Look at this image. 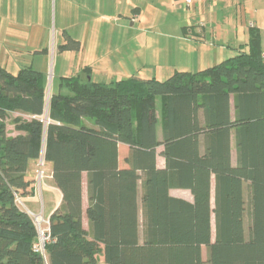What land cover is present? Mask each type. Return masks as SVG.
I'll return each instance as SVG.
<instances>
[{"label":"trees","instance_id":"1","mask_svg":"<svg viewBox=\"0 0 264 264\" xmlns=\"http://www.w3.org/2000/svg\"><path fill=\"white\" fill-rule=\"evenodd\" d=\"M247 46L165 80L62 77L48 111L41 71L27 66L14 74L0 65V264H47L33 249L35 222L17 200L35 193L29 168L42 156L63 194L50 216V264H100V255L101 264H264V58L257 29ZM60 48L77 51L80 43L66 34ZM11 111L27 115L12 120L21 132L15 136L7 131ZM85 117L98 127L84 124ZM119 143L130 146L125 168ZM84 173L90 231L83 225ZM174 188L189 189L193 201L172 196Z\"/></svg>","mask_w":264,"mask_h":264},{"label":"crops","instance_id":"2","mask_svg":"<svg viewBox=\"0 0 264 264\" xmlns=\"http://www.w3.org/2000/svg\"><path fill=\"white\" fill-rule=\"evenodd\" d=\"M251 28L260 32L264 54V0H195L192 4L185 0H0V65L14 72L30 62L43 73L51 94L60 90V79L67 76H90L97 82L133 76L160 79L159 72H167L168 77L177 70L196 72L236 56L247 49ZM66 34L79 41V50L60 48L66 43ZM50 55H54L57 72L54 80L48 76ZM162 112L159 97V139ZM18 116L27 117L20 111L8 114L11 136L21 133L12 122ZM85 118L84 124L98 127L96 120L91 123ZM129 153L130 146L119 143L123 168L129 166ZM165 163L164 156L158 155V167L164 168ZM37 165L38 161H32L29 173L35 174ZM44 171L35 193L21 200L27 210L50 217L62 204L63 194L54 181L51 164L46 163ZM141 185L140 181V193ZM170 194L193 201L189 189L174 188ZM88 203L84 173L83 225L90 231Z\"/></svg>","mask_w":264,"mask_h":264},{"label":"built area","instance_id":"3","mask_svg":"<svg viewBox=\"0 0 264 264\" xmlns=\"http://www.w3.org/2000/svg\"><path fill=\"white\" fill-rule=\"evenodd\" d=\"M194 1L195 0H185L187 4H192ZM263 58H264V54H263ZM44 167H45V160L44 157L42 156L38 161V168L36 169V176L39 186L42 182V179L45 177ZM17 200L21 205H23L21 198H17ZM27 211L32 216L38 231V237L33 246V249L35 252L39 253L45 259L46 263H48L46 245L52 240V235L50 230V225H51L50 217H46L42 213H34L30 210Z\"/></svg>","mask_w":264,"mask_h":264},{"label":"rangeland","instance_id":"4","mask_svg":"<svg viewBox=\"0 0 264 264\" xmlns=\"http://www.w3.org/2000/svg\"><path fill=\"white\" fill-rule=\"evenodd\" d=\"M53 12H54L53 13V23L55 24V3H53ZM49 58L50 59L47 60V66H48L49 69H51V71L49 70L48 76L51 78V80H54L55 75H57V72H55L54 55L53 56L50 55ZM25 63H27V64H23V65H25V67H27V66L32 67V65H33L30 62H25ZM37 65H39V64H37ZM33 67H36V66H33ZM14 69H16V67ZM10 72H12V71H10ZM17 72H18V70H14V72H12V73L16 74ZM158 74H159L160 79H162V80H165L168 77V76H166L167 75V72H166V74L164 72H159ZM50 96H51V93H50V91H48L47 92V101H49ZM47 111H48V107H47ZM85 120H87V122H91L92 123L95 119L93 117H86ZM233 163L236 164V148H235V142L233 143ZM213 227H214L213 228V234H215V225H213ZM142 232H143V229H142V218H140V239L141 240H142V237H143ZM202 253H203L204 260L207 261V248L206 247H203ZM99 260H100V264H101L103 262V260H104L102 255L99 256Z\"/></svg>","mask_w":264,"mask_h":264},{"label":"water","instance_id":"5","mask_svg":"<svg viewBox=\"0 0 264 264\" xmlns=\"http://www.w3.org/2000/svg\"><path fill=\"white\" fill-rule=\"evenodd\" d=\"M88 78L91 79L90 76ZM46 104H47L46 107L48 106V108H49V101H47Z\"/></svg>","mask_w":264,"mask_h":264}]
</instances>
